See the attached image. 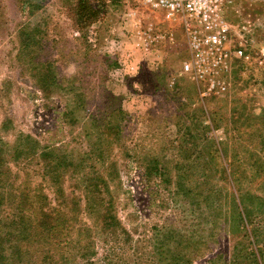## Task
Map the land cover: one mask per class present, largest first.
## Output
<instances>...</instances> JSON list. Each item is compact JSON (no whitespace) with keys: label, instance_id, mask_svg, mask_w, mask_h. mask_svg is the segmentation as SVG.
<instances>
[{"label":"rangeland","instance_id":"rangeland-1","mask_svg":"<svg viewBox=\"0 0 264 264\" xmlns=\"http://www.w3.org/2000/svg\"><path fill=\"white\" fill-rule=\"evenodd\" d=\"M225 15L233 68L210 90L182 69L183 22L143 0H0L4 233L46 204L66 264H264V0Z\"/></svg>","mask_w":264,"mask_h":264},{"label":"built area","instance_id":"built-area-1","mask_svg":"<svg viewBox=\"0 0 264 264\" xmlns=\"http://www.w3.org/2000/svg\"><path fill=\"white\" fill-rule=\"evenodd\" d=\"M233 0H143L153 10H162L173 20L183 22L188 38L189 58L183 63L185 73L198 82H228L233 68L228 47L230 28L226 9ZM248 58V57H247Z\"/></svg>","mask_w":264,"mask_h":264},{"label":"trees","instance_id":"trees-1","mask_svg":"<svg viewBox=\"0 0 264 264\" xmlns=\"http://www.w3.org/2000/svg\"><path fill=\"white\" fill-rule=\"evenodd\" d=\"M38 72H39V70H38ZM40 75H41L40 76L41 78L38 77V80L41 82H44V81L53 82V83L57 82V80L55 79V76H52L50 80H45L46 77H45L43 71H40ZM48 150L49 151L46 150V151L42 152V156L44 157V160L46 158L50 157V154L53 153L54 149L51 150V148H50ZM1 164L2 163L0 160V182H1V176L3 173L2 169H1ZM60 164H62V163H60ZM56 168L59 169L60 168L59 165H56ZM47 169H52L50 167V164L48 165ZM49 171H51V170H46V173H49ZM57 180H58V178H57ZM55 183L57 185L59 184L58 181H56ZM237 191H238V189H237ZM56 192H58V189H56ZM239 195H240L239 199L242 200V202H243V207H242V209H240L238 214H239V218L244 222V227H245V221L248 220L250 222L251 220H250V218H248L249 213L247 211V206L244 205V197L241 195V193ZM251 199H258L259 200V202H258L259 206H262V208L264 209V198H259L256 196L254 198L251 197ZM1 201H3V198H1ZM239 206L240 205H238L237 207L239 208ZM44 207L46 210H44ZM41 209L42 210L40 211V207H39V210L36 213L37 218H35L33 220V222L30 219H28V221H26L25 218H27V217H25V214L23 212H22L23 214H21V211H22L21 208H18L15 213L11 214V217L12 216L14 217V220H13V217L11 218V222H13L14 224L17 225V227H16L17 229H15V230H19L17 234L16 233L13 234V232L5 234L3 230H4L5 226H7V224H6V222L5 223L2 222L3 220L0 219V264H10L9 258H13L14 260H17V262L23 263L26 260L25 259L26 256L28 257L29 260L31 259L32 261H34L37 258V254H39V255L44 254L43 258H45V259H42L40 264H52L51 259L53 260L54 264H66L65 262L67 260H63V259H65L63 252H61V254H58V256H57V254L54 252V250H52L54 248V246H55V248H57L61 245L60 242L62 241V238H60V235H62L61 232L64 230V227H63V222H64L63 216L64 215L55 214L54 212L51 213L54 210H47L46 204L41 206ZM50 209H52V208H50ZM241 210H244L243 213ZM263 213H264V210L262 211L261 214H263ZM250 214H251V211H250ZM253 214L254 213L252 212L251 215H253ZM25 222H26V225H24L22 228V225ZM27 222H28V225H27ZM108 222L109 221H105V223H108ZM26 226L32 227L31 228L32 230L29 231V229ZM69 227H71V225ZM77 230H79V229H77ZM30 238L32 239V245L30 247H33L32 248L33 250L28 248V246H29L28 242H27V244H25V242L27 240H30L29 242H31ZM18 240H22V243L18 244V242H17ZM4 243H6V244L4 245ZM33 244H36V246L34 247ZM49 244L51 245V247H49ZM160 254L162 256L161 263L164 262V264H181L180 260L177 262H174L175 259H177V258H173V261H170L171 259L168 258V256L166 254L164 256V252H160ZM254 254L251 253V255L254 256V260H256V262H259L258 261L259 258H260V260H262L263 256H262V253L260 252V250H259V253L254 252ZM189 260L190 259L186 260V262H188L186 264L190 263ZM81 264H95V263H94V261H91L88 258H86V260L84 262H81Z\"/></svg>","mask_w":264,"mask_h":264}]
</instances>
